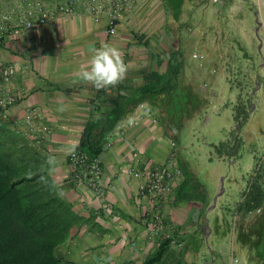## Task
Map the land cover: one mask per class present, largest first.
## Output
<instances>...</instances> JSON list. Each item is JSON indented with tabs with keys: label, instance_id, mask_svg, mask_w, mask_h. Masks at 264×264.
Listing matches in <instances>:
<instances>
[{
	"label": "crops",
	"instance_id": "obj_1",
	"mask_svg": "<svg viewBox=\"0 0 264 264\" xmlns=\"http://www.w3.org/2000/svg\"><path fill=\"white\" fill-rule=\"evenodd\" d=\"M9 1L0 0V11ZM162 1L165 20L161 31L155 21L152 32H132L127 19L119 23L117 34L109 36L104 30L106 20L94 22L82 11L37 26L15 42H0V59L17 67L9 86L18 95L8 115L0 114V126L20 133L28 144L35 145V169L53 181L57 194L79 217L57 248L64 264H143L155 249L156 240L144 221L150 203L146 197H139V187L150 167L169 158L181 167L183 176L175 187V199L162 204L161 217L171 233L184 238L180 249L185 259L194 264H233L234 258L238 259L235 264H264V194L259 211L245 204L246 196L243 199L242 194L248 175L238 168L244 155L233 173L227 175L229 189L219 203L213 200L214 195L225 189H220L222 182L219 184L217 179L227 177L219 167L206 171L213 177L210 185L217 184L215 190L194 179L198 178L196 165L225 162V149L214 154L191 143L194 150L189 151L190 142L185 140L186 145H181L180 140L181 126L188 120L185 118L199 119L195 126L198 122L208 126L227 111L235 120L233 97L244 91L248 95L252 87L255 101H261L264 60L259 52L250 53V48L260 42V34L252 29L247 12L236 0ZM102 43L120 49L127 72L119 83L97 88L81 78V69L90 65L89 48ZM173 44L177 45L173 48ZM178 44L179 48H207L216 65L211 71H203L205 61L195 64L182 56L180 69L171 70V55ZM203 78L211 89L210 98L203 96L205 87L198 85ZM143 86L162 91L158 96L147 93L146 99L117 125V133L108 138L98 155L103 168L100 190L75 182L68 156L78 147L87 123L108 112L117 100L139 93ZM207 102L215 103V112L205 119ZM30 111L49 127L47 132L26 122ZM133 170H140L143 176L135 175ZM185 176L193 182L181 189ZM260 186L264 193V184ZM211 235L215 237L213 247L209 245Z\"/></svg>",
	"mask_w": 264,
	"mask_h": 264
},
{
	"label": "trees",
	"instance_id": "obj_2",
	"mask_svg": "<svg viewBox=\"0 0 264 264\" xmlns=\"http://www.w3.org/2000/svg\"><path fill=\"white\" fill-rule=\"evenodd\" d=\"M181 66L182 61L173 53L170 69L178 71ZM153 89L143 86L139 93L117 100L108 112L89 121L77 149L91 157L98 156L117 125L146 99V94L154 92L158 96L162 91ZM0 132L5 135V144H0L4 148L0 149V264H64L57 248L68 238L79 217L57 194L53 181L35 169L29 152L33 147L28 141L5 126H0ZM190 182L193 181L185 176L180 188ZM197 185L201 186L199 182ZM261 188L253 184L246 195L245 204L250 209L260 205L264 194ZM143 264L194 263L185 259L182 249L174 248L172 238H166Z\"/></svg>",
	"mask_w": 264,
	"mask_h": 264
},
{
	"label": "built area",
	"instance_id": "obj_3",
	"mask_svg": "<svg viewBox=\"0 0 264 264\" xmlns=\"http://www.w3.org/2000/svg\"><path fill=\"white\" fill-rule=\"evenodd\" d=\"M236 1L247 12L252 29L259 32L260 42H264V0ZM147 6L149 8L145 11L144 8ZM140 8H142L141 12ZM82 11L87 12L94 22L106 20L104 30L109 36L117 34L119 23L127 19L132 32H152L155 21L161 31L165 20L162 0H10L0 11V42L6 44L15 42L29 35L37 26L53 22L57 17L68 18ZM16 72L17 67L14 64L5 63L0 59V114L3 116L8 115L9 109L18 99L17 93L9 86ZM25 118L27 123L33 124L38 130L42 132L49 130L45 123L39 121V116L34 111L28 112ZM117 130L119 129L116 127L114 133H117ZM135 159L138 160L139 157L136 156ZM68 164L75 182L100 190L98 181L103 168L98 156L91 157L76 148L70 152ZM132 172L137 176H143L140 170ZM146 176V180L139 187V197H146L150 203V208L143 216L151 235L156 240L155 248L166 238H172V243L180 247L184 238L178 236L179 234L174 235L164 225L161 206L175 199L174 191L182 179V169L169 158L163 163L150 167ZM246 195L247 193L244 197ZM131 244L135 245L134 242ZM237 262L238 259L234 258L233 264Z\"/></svg>",
	"mask_w": 264,
	"mask_h": 264
},
{
	"label": "rangeland",
	"instance_id": "obj_4",
	"mask_svg": "<svg viewBox=\"0 0 264 264\" xmlns=\"http://www.w3.org/2000/svg\"><path fill=\"white\" fill-rule=\"evenodd\" d=\"M0 8H1V5H0ZM175 45L174 44L172 45L173 48ZM178 48H179V44H178ZM178 48H176V51H175L176 52L175 59L181 60L182 56H184L186 62L190 60L191 62L195 64L205 61L206 65L204 66L205 68L202 69L203 71H211L214 68L213 65H216V61H212V57H213L212 52L210 50H207V48L203 46L200 48L183 47L177 50ZM247 50L249 49L247 48ZM258 52L261 54V57L264 60V42H257L255 46L250 48L251 54L258 55L259 54ZM193 54H198V56L193 57ZM240 56H242V54H240ZM206 82H207V79L203 78V81L201 82V84H199L198 82V85L201 87L203 86L205 87V90H202L203 96L205 94L209 96L210 98L212 92L208 84H204ZM256 96L257 95H255V87H252L248 95H247V92L244 91L243 93H239L238 95H235L233 97L232 106L234 110L235 120L230 118L229 113L226 114L227 111H224L221 116H216V118L213 119L212 124L210 125L207 124L208 126L206 125L202 126L199 124V122L197 123V126H195V123L199 119L191 120L189 118H185V119H188L187 123L183 127L181 126V129H180L181 131H183V135L180 137V140L182 142L181 145H184L186 143L185 140H187L190 142L188 146L189 151L194 150L192 147L193 145L195 147V143H197L198 145L202 146L201 150L205 151V150L210 149V151H212L214 154L220 151L223 152V149H225V154L222 157L223 160H225V162L223 161L217 162L215 160V165H211V164H209L208 166L203 165V164L202 166L196 165V167H198V169L196 170V174H197L196 176L198 178H195L194 180H198L201 184H203V187H205V185H208V187L215 190L217 186V184L210 185L212 181L211 178L213 177L208 176V174L206 173L207 170H209L213 166H217L222 170V172L224 173L223 174L224 176H227L229 173L232 174L234 169L237 168L236 166L238 164L239 159L243 155H244L243 163H239L240 166L238 165V168L240 169L239 172L241 170H244L243 173L246 176L248 175V184L246 188H244L243 193L244 194L247 193L248 195V193L250 192V188L252 187L253 184L255 185L256 188L259 187L260 184L261 185L264 184V93L262 94V92H260L259 94V98L261 100L260 102L255 101ZM213 99L214 97L211 98L210 101H212ZM245 100H248L247 104H245ZM214 104L215 103H208V102L205 104V108L207 111V114L205 115V119L208 115L212 114L213 111L215 110ZM205 108L203 110H205ZM170 109H172L171 106H170ZM173 109H176V108L173 107ZM175 111L176 110H173L172 112L174 113ZM174 124H175V121H172L171 125H174ZM172 127L174 128V126ZM195 128L196 130H194ZM248 130L249 132H246ZM231 136L233 137V139L231 138ZM236 138H239V142H237L238 139L236 140ZM3 139L5 140V135L2 134V132H0V144L2 145L5 144V141H3ZM191 143H194V144L191 145ZM210 143H213L214 146L211 145ZM2 145H0V149L3 148ZM29 146L33 147L32 150H29V152L34 155L33 149L36 148L34 147L35 145L29 142ZM3 150L4 148L2 149V151ZM251 154H252V157L250 160L251 164L248 162V165H247L246 163L249 160ZM189 159L193 160L191 158ZM194 161H191V162L193 163ZM229 179H230V176H227L224 180H221L220 178L217 179L219 184L220 182H222V184L220 185V189L224 188L225 190H223V193L220 194L219 197H217L218 192L217 194L215 193L213 200L215 199L219 203L224 201V197L229 189V184H230ZM242 196L244 199L243 194ZM209 218L210 217L208 214L207 219ZM231 219H233V221L235 219V216L233 214L231 215ZM208 225L209 227L213 226L211 220L209 221ZM212 244H215V237L213 239V235H211L210 240H209V245H212ZM209 245L207 243V247H209ZM174 248L179 249L180 247L179 245L176 244L174 245Z\"/></svg>",
	"mask_w": 264,
	"mask_h": 264
},
{
	"label": "clouds",
	"instance_id": "obj_5",
	"mask_svg": "<svg viewBox=\"0 0 264 264\" xmlns=\"http://www.w3.org/2000/svg\"><path fill=\"white\" fill-rule=\"evenodd\" d=\"M90 65L82 67L81 78L91 82L95 87H107L122 81L127 72L120 49L109 44L102 43L100 47H90ZM133 121L130 119L129 123Z\"/></svg>",
	"mask_w": 264,
	"mask_h": 264
},
{
	"label": "water",
	"instance_id": "obj_6",
	"mask_svg": "<svg viewBox=\"0 0 264 264\" xmlns=\"http://www.w3.org/2000/svg\"><path fill=\"white\" fill-rule=\"evenodd\" d=\"M220 194H221V191H220V192H218V196H217V197H219V196H220ZM217 197H216V199H217Z\"/></svg>",
	"mask_w": 264,
	"mask_h": 264
}]
</instances>
